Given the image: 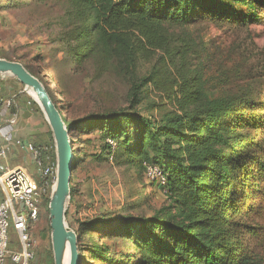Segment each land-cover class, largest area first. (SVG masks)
<instances>
[{
	"label": "trees",
	"instance_id": "1",
	"mask_svg": "<svg viewBox=\"0 0 264 264\" xmlns=\"http://www.w3.org/2000/svg\"><path fill=\"white\" fill-rule=\"evenodd\" d=\"M54 1L65 5V19L72 23L62 57L49 64L50 71L21 58L17 61L45 87L69 131L73 150L78 143L90 142V138L74 137V131L82 130L98 133L119 165L160 166L166 173L167 197L172 204L147 217L101 216L82 223L80 230L87 234L77 235L80 254L108 262L102 259L104 250L97 241L85 240L98 233L129 242L135 253L124 257L131 264H259L243 244L234 217L248 201V190L258 189L259 181L264 180V136L255 141L248 132L249 128H262L264 113L257 110L264 112V103H256L247 93L210 96L204 83L193 80L198 77L189 62L199 58L192 53L196 42L191 25L203 21L260 24L264 0ZM8 4L14 5V1ZM147 52L162 53L159 63L177 73L178 93L168 95L176 100V111H167L154 122L133 112L142 101L141 89L153 82L149 75L133 84L126 107L71 120L66 117L65 107L51 89V80L61 79L65 68L74 65L77 74L94 54L133 67L138 55ZM12 82L7 85L23 87L15 78ZM30 102L37 105L33 99ZM108 138L114 143L113 150L106 143ZM41 150L55 163L53 143ZM77 158L74 155V163Z\"/></svg>",
	"mask_w": 264,
	"mask_h": 264
},
{
	"label": "rangeland",
	"instance_id": "2",
	"mask_svg": "<svg viewBox=\"0 0 264 264\" xmlns=\"http://www.w3.org/2000/svg\"><path fill=\"white\" fill-rule=\"evenodd\" d=\"M10 1H14V5H9ZM65 12V5L54 0H0V58L13 61L21 58L50 71L49 64L62 57L67 42L66 33L72 27V23L69 24L65 19ZM259 13L264 15V11L259 10ZM191 27L196 42L192 53L199 55V58H191L189 62L190 68L195 67L197 75L194 76L198 77L193 80L204 83L205 90L212 97L247 93L256 103H264V21L248 26L203 21ZM159 54L162 53L139 54L133 67L120 66L115 60L94 54L84 61L79 73L75 74L74 65H71L61 79L51 80V89L59 104L65 107L66 117L71 120L104 109L126 107L133 84L153 75V82L141 89L142 101L133 112L154 122L165 112L176 111V100L168 95L178 93L177 73L169 65L159 63ZM13 78L8 74H0L1 104L2 101H13L11 94H4L3 89ZM14 84L17 89L24 88ZM26 93L27 97L33 99L29 91ZM257 113L264 112L257 110ZM42 119L47 123L43 113ZM46 127L49 135L47 143L32 145L41 152V147H50L52 143L54 146L48 123ZM258 130L248 129L250 135L256 138L255 141L264 136V124ZM73 135L77 140L90 138L88 144L78 143L73 150V155H78V158L74 163V191L66 203L65 221L68 227L79 233L77 235L87 234V231L80 230L82 223L101 216L147 217L172 205L167 196L145 181L143 165L137 168L127 163L117 164L98 133L76 130ZM108 140L111 139L108 138L106 143L113 150L114 143ZM42 158L46 165L53 164L54 167L53 174L47 178L48 187L39 219L30 226L34 254L29 264H53L49 198L47 202L46 199L52 190L50 177L55 175V163L49 156L45 158L42 155ZM31 169L34 170L33 167ZM259 186L258 189L253 187L248 190L250 197L242 212L234 219L240 225L243 244L259 264H264V180L259 181ZM9 234L11 247L16 248L14 230L10 229ZM90 236L85 237V240L97 241L100 250H104L102 259L108 262L79 252L78 264H131L128 263L130 259L124 257H131L135 253L129 242L118 236L98 233Z\"/></svg>",
	"mask_w": 264,
	"mask_h": 264
},
{
	"label": "built area",
	"instance_id": "3",
	"mask_svg": "<svg viewBox=\"0 0 264 264\" xmlns=\"http://www.w3.org/2000/svg\"><path fill=\"white\" fill-rule=\"evenodd\" d=\"M2 102L8 108L13 101ZM0 120L5 121L8 125H13L16 115H10L6 120L1 116ZM108 142H112V140H108ZM10 143L6 140V143L0 146V159L5 158L10 151ZM26 148L31 152L41 182L36 181L23 168H8L0 164V264H29L33 259L30 226L39 219L48 187L47 178L53 174L54 165L51 164L53 167L46 165L39 148L32 145H28ZM143 168L145 181L162 195L167 196V178L164 170L158 165L149 163H144ZM10 229H13L16 234V248L11 247Z\"/></svg>",
	"mask_w": 264,
	"mask_h": 264
},
{
	"label": "water",
	"instance_id": "4",
	"mask_svg": "<svg viewBox=\"0 0 264 264\" xmlns=\"http://www.w3.org/2000/svg\"><path fill=\"white\" fill-rule=\"evenodd\" d=\"M0 74L13 76L26 91L34 93L33 100L50 127L55 151V175L48 201L53 264H64L66 253L67 264H78V236L65 221L66 203L70 197V176L74 167V144L70 141L69 131L43 84L21 62L0 58ZM24 144L27 146L28 141H24Z\"/></svg>",
	"mask_w": 264,
	"mask_h": 264
},
{
	"label": "crops",
	"instance_id": "5",
	"mask_svg": "<svg viewBox=\"0 0 264 264\" xmlns=\"http://www.w3.org/2000/svg\"><path fill=\"white\" fill-rule=\"evenodd\" d=\"M4 86H6L3 88L4 94H11L14 102L8 108L4 104H0V117L3 116L6 120L8 116L15 114L16 120L13 125H8L5 121L0 120V146L6 143V140L11 142V149L5 158L0 159V164L8 168H23L39 182V173L32 160L31 152L26 147L47 143L49 140L47 123L44 119L41 120L42 111L38 105L30 102L24 88L17 89L15 84ZM24 141H28L27 146ZM32 167L34 170L31 169Z\"/></svg>",
	"mask_w": 264,
	"mask_h": 264
},
{
	"label": "bare ground",
	"instance_id": "6",
	"mask_svg": "<svg viewBox=\"0 0 264 264\" xmlns=\"http://www.w3.org/2000/svg\"><path fill=\"white\" fill-rule=\"evenodd\" d=\"M30 94H31L33 97H35V95H34V93H32V91H30ZM67 262H68V254L66 253V254H65V258H64V264H67Z\"/></svg>",
	"mask_w": 264,
	"mask_h": 264
}]
</instances>
